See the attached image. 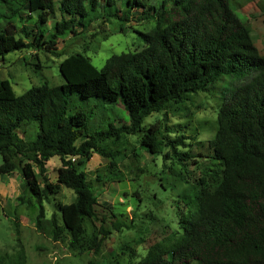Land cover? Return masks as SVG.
<instances>
[{"label":"trees","instance_id":"obj_1","mask_svg":"<svg viewBox=\"0 0 264 264\" xmlns=\"http://www.w3.org/2000/svg\"><path fill=\"white\" fill-rule=\"evenodd\" d=\"M8 1L37 17H0L1 59L23 48L54 52L64 36L112 19L153 21L138 32L140 49L111 54L100 68L82 52L68 54L58 66V85L43 82L16 94L0 78V173L20 169L25 190L38 203L36 227L45 220L42 200L64 184L76 199L58 206L62 225L52 215L51 235L58 240L66 231L72 253L99 254L111 230L132 223L111 210L100 215L93 187L79 169L81 158L92 151L107 156L98 142L123 133H141L150 153L165 146L180 162L192 158L178 149L187 146L185 136L162 134L160 122L145 127L144 118L216 89L217 128L209 148L220 168L212 181L200 179L181 195L178 228L135 264H264V55L236 13L238 0H0ZM43 9L55 18L51 29ZM107 104L120 107L126 121L108 120L102 111ZM33 121L35 136L26 139L19 128ZM53 156L60 160L56 183L44 175Z\"/></svg>","mask_w":264,"mask_h":264},{"label":"rangeland","instance_id":"obj_2","mask_svg":"<svg viewBox=\"0 0 264 264\" xmlns=\"http://www.w3.org/2000/svg\"><path fill=\"white\" fill-rule=\"evenodd\" d=\"M238 2L236 13L246 25L258 53L264 55V0ZM39 12L45 25L51 29L54 16L46 9ZM16 13L31 14V19L37 17L35 12H29L13 1L0 2L2 19L16 16ZM152 25L153 21L128 23L112 19L94 24L76 35L64 36L54 52L31 48L10 52L0 58V78L8 79L16 94L43 82L58 85L63 81L58 66L68 54L82 52L100 68L111 54L140 49L143 42L138 32H144ZM218 108L216 89H210L193 93L189 100L152 112L144 118L145 127L160 122L162 134L172 138L178 134L185 136L187 146L180 145L178 149L188 151L192 158L183 162L165 146H161L160 153H150L140 143L141 133H123L119 138L99 141L98 148L107 156L92 151L88 158H81L79 169L86 173L93 187L100 215L111 210L132 223V228L111 230L99 254L91 251L72 253L66 231L58 240L51 235L49 221L52 215L62 225L58 206L71 204L76 199L71 188L59 184L57 193L42 200L45 220L39 229L35 225L38 203L25 190L20 169L0 173V260L5 264H135L152 243L178 228L177 207L181 205V195L196 187L200 179L212 181L214 171L220 168L212 159L209 148V140L217 128ZM102 111L108 120L126 121L123 110L116 105L107 104ZM31 124L19 128L26 139L35 136L37 123L33 121ZM71 159L78 160L77 157ZM59 166L58 156L45 162L46 181L56 183ZM35 171L39 174L38 167ZM39 181L43 185L41 175ZM105 227L109 228L110 224L107 222Z\"/></svg>","mask_w":264,"mask_h":264}]
</instances>
